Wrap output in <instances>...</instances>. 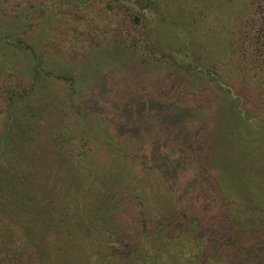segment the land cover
Here are the masks:
<instances>
[{
    "label": "rangeland",
    "instance_id": "rangeland-1",
    "mask_svg": "<svg viewBox=\"0 0 264 264\" xmlns=\"http://www.w3.org/2000/svg\"><path fill=\"white\" fill-rule=\"evenodd\" d=\"M142 2L147 13L136 18L138 9L126 0H0L4 23L20 25V36L46 60L40 77L44 83H34L42 100L34 113L20 119L30 124L23 122L18 132L27 133L52 160L58 150L64 153L83 144L82 168L77 164L78 173L69 171L79 178L80 204L93 202V186L107 195L106 201L119 202L98 229L93 255L81 256L80 264L116 254L127 257L132 250L143 264H157L150 254L158 248L161 261L171 262L169 249L183 234L194 240L195 246L187 250L197 249L198 264H264L263 181L250 188V197L236 185L247 178L226 181L232 168L224 174L212 160L223 156L234 166L233 133L225 148L208 139L230 122L244 140L250 129L259 138L262 124L245 121L236 112L238 101L197 70L199 64L214 67L227 86H239L235 89L243 104L247 100L251 111L264 112V97L253 92L257 82L229 51L227 25L235 21V13L248 8V0ZM236 37L235 56L243 60L242 34ZM21 55L20 61L28 65L22 78L28 82L33 57L24 61L25 53ZM69 76L77 79L73 87ZM87 113L108 121L109 135ZM114 140L123 143L128 161L117 159ZM248 149L244 164L238 162L247 175L259 171L264 158L259 147ZM53 169L51 178L66 169L64 158ZM130 171L136 176L132 189V181L126 180ZM75 196L67 192L68 201ZM158 232L167 239H155ZM144 254L150 262L142 259Z\"/></svg>",
    "mask_w": 264,
    "mask_h": 264
},
{
    "label": "trees",
    "instance_id": "trees-1",
    "mask_svg": "<svg viewBox=\"0 0 264 264\" xmlns=\"http://www.w3.org/2000/svg\"><path fill=\"white\" fill-rule=\"evenodd\" d=\"M126 1L131 8L138 9L139 13L136 18H142L146 15L147 7L143 5V0ZM247 7L235 13V21L227 25L231 35L229 51H232L231 56L239 59V63L244 66L243 68H248V74L258 84L253 92L263 98L264 0H248ZM0 12H2L0 14L6 13L1 4ZM12 18L10 17L11 20ZM2 19L0 17V264H80L81 256H88L96 250L97 235L100 232L98 229L107 222V219H111L112 214L119 208V202L106 201L107 195L102 194L100 189L93 186L91 190L94 192L93 202L87 206L80 204L79 178L77 174H69V171L74 170L75 173H78L82 168V160L86 157L83 144L70 148L64 153L58 150L56 159L52 160L49 153L43 151L42 146H38L36 141L27 133L18 132L22 129L21 124L23 122L25 125L30 124L29 119H20L27 116V112L34 113L38 101L40 103L42 100V93L37 95L36 84L34 83L36 80L44 83L40 77L46 68V60L30 41L20 36V25L18 28L16 22L13 21L15 22L14 27H11L6 25ZM134 24L137 26L139 23L136 21ZM237 33L242 34L241 47L244 49L241 50L245 54L243 60L237 55L235 56L239 48V44L236 45L237 37L234 38ZM22 53H25L24 61L29 59V55L33 57L34 61L31 70L32 77L28 82L23 81L22 78L24 69L28 66H25L26 61H20ZM197 70L203 73L205 77H210L213 82L229 93L227 95L238 101L239 111L236 112H240L245 121L251 120L262 124L259 138H256L250 129L248 141L236 134L232 122L227 127H217V131L220 133L214 132L212 137L208 138L215 143L214 145L221 143L224 144L223 147L225 148L227 147V136L234 134L231 135L234 150L230 155L234 158H232L234 166H231L230 160L223 156L218 159L214 158L212 163L216 169L223 170L224 174L228 173L226 168L229 169V167L235 171L231 169L230 177L227 179L223 177L226 181L231 182L232 177L236 179L239 176L247 178L245 182L240 185L236 183V185L240 188L243 186L248 197H250V188L256 187L260 180L264 184V158L259 163V171L249 175L238 162L244 164L245 160L242 157L248 148L253 151L252 148L259 147V153L264 154V112L251 111L250 103L247 100L243 104V97L235 89L239 86H234L233 82H229L230 85L227 86L226 80L219 79V73L214 67L199 64ZM33 71L39 74L37 78L36 74L33 75ZM55 76L57 79L64 78L61 75L55 74ZM48 79L50 78L46 80ZM67 79L72 87L77 80L70 76ZM87 114L88 117L99 119L105 134L109 135L111 124L108 121L106 122L105 119L103 120L96 115ZM17 122L20 128H17ZM224 129L227 132H223ZM28 137L31 140H27ZM113 144L120 152L117 159L121 162L122 160L128 161L123 143L114 140ZM236 156L237 158H235ZM63 158L66 169L61 170L54 178H51L54 170L53 164H57L58 161L62 162ZM77 164L80 168L77 167ZM63 173L66 174L60 178ZM115 175L113 174V177ZM134 179H136L135 173L130 171L126 180L127 183L132 181L129 184L131 189ZM128 189L126 191L130 192ZM69 191L76 194L75 200L68 201L67 192ZM85 215L90 218L91 226L86 223ZM261 227L264 229V224ZM145 229L148 231L147 227ZM82 231L83 234H80ZM152 233L155 234L154 231ZM147 237H150V234ZM156 237L157 240L167 239L160 232L157 233ZM114 238L115 235H112L111 239ZM175 239L179 242L178 245L169 249L174 260L171 262L161 261L158 254L163 253L158 248L155 249L156 251L153 249L152 254H150L155 258L153 262L157 264H198L196 263L198 260H195L197 249L187 250L188 247L195 246L191 235L183 234ZM168 241L171 242V240ZM138 254L140 253L138 252ZM144 255L145 257L142 259L150 262V256ZM137 256L136 252L132 250L127 257L117 254L111 255L108 260L107 258L103 260L97 258L94 264H143L137 259Z\"/></svg>",
    "mask_w": 264,
    "mask_h": 264
}]
</instances>
